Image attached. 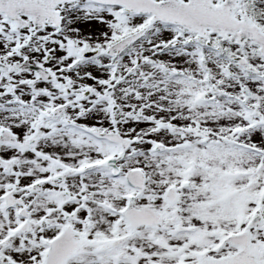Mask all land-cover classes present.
Listing matches in <instances>:
<instances>
[{
  "label": "snow or ice",
  "instance_id": "obj_1",
  "mask_svg": "<svg viewBox=\"0 0 264 264\" xmlns=\"http://www.w3.org/2000/svg\"><path fill=\"white\" fill-rule=\"evenodd\" d=\"M0 264H264V0H0Z\"/></svg>",
  "mask_w": 264,
  "mask_h": 264
}]
</instances>
